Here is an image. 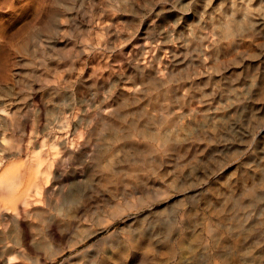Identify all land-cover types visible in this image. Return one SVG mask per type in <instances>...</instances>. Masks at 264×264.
Instances as JSON below:
<instances>
[{
	"label": "bare ground",
	"instance_id": "1",
	"mask_svg": "<svg viewBox=\"0 0 264 264\" xmlns=\"http://www.w3.org/2000/svg\"><path fill=\"white\" fill-rule=\"evenodd\" d=\"M260 3L257 0H207L206 9L202 10L203 20L192 19L188 25L194 26L189 32L160 31L155 44L150 46L149 58L143 60V70L128 84L114 90L112 98L117 99V107L110 110L112 112L106 111L104 115H108L102 117V124L96 128L98 133L108 128L114 130L118 126L116 122L124 121L119 134L121 142L130 145L137 138L145 139V148L130 149L128 154L133 159H129L128 154L124 159H111L115 146L101 144L90 157L91 165L104 184H112L113 175L122 181L121 177L129 176V183H133L141 176L145 179L143 177L159 174L151 158L153 151L178 152L182 160L175 169L185 173L188 161L198 157V150L189 151L166 129L180 127V118L185 122L187 112H194L198 120L200 105L219 111L224 120L222 124L217 123L220 125L212 132L200 130L199 139L196 137L200 143L194 147H200L201 142H211L210 149L215 143L212 150L225 147L231 156H236L243 145L250 143V155L243 163L246 168L239 179L252 177L255 181L246 186H234L235 179L219 192L209 193L214 197L205 196V201L212 202L216 211L211 213L214 216L209 224L206 217L205 230L209 231V236L196 225L198 220L191 211L192 218L184 225H179L182 219L175 225L165 217L168 206L157 209L153 217L145 214L159 198L166 201L173 197L172 186L158 191L152 186H122V191L120 186H114L120 191L111 192L114 200L108 210L98 212V207L93 211L94 206H86L88 194L77 184V163L81 154H90L89 141H77L75 134L82 132L78 126L74 127L76 117L68 113V108L55 111V107L30 100L16 109L0 107V114L7 115L0 119V249H3L0 264H264V135L263 128L258 129L259 133L254 131L257 123L264 124V114L253 118L250 131L240 130L245 137L242 145L237 139H229L236 133L232 127L235 128L234 117L240 105L248 104L253 112L264 110V4ZM195 9L197 12L203 7L197 3ZM194 12L192 14L197 15ZM171 32L175 37L166 39ZM237 65L248 72L258 71L250 75L249 80L234 82L230 75L235 74ZM56 93L59 95V91ZM150 108L158 113L152 116ZM45 114L51 116L49 119L54 116L48 125ZM129 116L132 119L128 121ZM55 119L58 128L57 123L51 127ZM148 126H153L151 133ZM67 160L66 172H58ZM65 180L72 182L68 188ZM174 187L178 192L187 189ZM209 190L214 191V187ZM120 194L122 196L118 197ZM195 209L198 211L199 207ZM258 211L257 225L249 229L243 244L238 245L240 257L237 258L244 262L240 259L241 262L236 263L234 252L225 250L227 243L240 233L252 213ZM158 212H161L159 216ZM132 214L136 216L125 229L118 228L88 245L99 231L109 229L118 219L130 218ZM121 231L125 233L122 236ZM229 232L232 236L225 235Z\"/></svg>",
	"mask_w": 264,
	"mask_h": 264
},
{
	"label": "rangeland",
	"instance_id": "2",
	"mask_svg": "<svg viewBox=\"0 0 264 264\" xmlns=\"http://www.w3.org/2000/svg\"><path fill=\"white\" fill-rule=\"evenodd\" d=\"M257 1L264 4V0ZM206 2L207 0H183L182 3H173L169 0L162 2L161 0L158 2L157 0H0V107L4 105L16 109L18 106H23L25 102L34 100L37 104L55 107V111L68 108L66 110L69 111V114L74 113L76 117V120L73 121L74 127L78 126L82 132L80 135L75 134L77 141L80 143L89 141L87 144L91 150L90 154L83 153L80 155L81 160L77 163L79 172L77 184L83 186V192L88 194L85 197L89 201L86 206H94L93 211H96L97 207L99 208L98 212L108 210L112 203L111 200H114L111 198L112 193L122 191V186L123 188L124 186H137L135 188L152 186L155 191L161 190L164 186H172L170 190H172L173 197L166 201L159 198L153 206L145 210V214H150L151 217V214L155 213L157 209L168 206L169 212L165 217L174 221L175 225L181 219L184 221L179 225H184L190 221L192 215H195L196 220H198L196 225L201 227L203 234L208 237L210 233L205 230V225L208 219V224L210 223L211 216H214L216 211L211 204L212 202L205 201V196L210 192H219L220 189L225 188L224 186H228V183L235 179L234 186H246L255 181L252 177L239 179L243 173L242 170L246 168L243 163L250 155L248 152L250 143L243 145L244 148L236 156H231L230 150L225 149V147L212 150L215 143L210 149L211 142H205V144L201 142L200 147H194V144L198 145L200 141L196 140L199 139L200 130L212 132L224 121L219 111H216L215 108L208 110L203 105L199 106L201 111L197 115L198 120H196L194 112H187L185 115L187 123L180 118V127L173 126L166 129L172 138L183 143L189 151L198 150V157L188 161L185 173L177 172L178 168L175 169L178 162L182 160L178 157V152L162 151L155 153L153 151L151 158L156 163V170L159 174L151 175L148 178L143 177L145 179H142L141 176V178L135 179L133 183H129V179H131L129 176L121 177L122 181L118 180V176L113 175V183L108 185L104 184L100 174L95 171L90 162L93 150L100 149L98 148L99 144L107 145L106 147L115 146L111 159H124L125 154H128L130 149L136 150L146 147L144 138H137L130 145L121 142L119 134L120 129L125 126L124 121L116 122L118 126L114 130L108 128L106 131L98 133L96 128L102 124V117L108 115H104L105 112H112L110 110L117 107V99L112 98L114 90L128 84L138 77L140 71L143 70L145 66L143 60L149 58L150 46L155 44L160 36V31L165 32L167 29L173 32V29H179L177 33L183 32V30L189 32L194 26L188 25L192 19L203 20L204 11L202 10L206 9ZM197 3L203 9L194 12ZM192 12L197 13V15L192 14ZM181 21L183 28L179 24ZM172 32L169 33L170 38L164 35L166 39L175 37ZM255 65L257 64L255 63ZM257 71L255 70L254 73ZM254 73L252 70L248 72V70L237 65L235 74L230 75V78L235 79L234 82H243L249 80L250 75ZM170 83L176 84L175 81H170ZM56 91H59V95ZM149 112L152 116L158 113L151 108ZM188 113L190 116L187 115ZM261 113L264 114V110L253 112L248 104L240 105L239 111L234 117L233 126L235 128L232 127L236 133H234L235 135L232 134L231 137L229 136V139H237L239 145H242L245 137L241 131H250L252 122L256 117L261 116ZM46 114L47 124L54 119V116L49 119L51 116ZM59 115L58 113L57 116ZM130 116L127 118L128 121L132 119ZM6 117V113L0 114V119ZM56 120L51 127L56 125L58 122ZM134 122L136 121L134 120ZM140 125L142 126L143 123ZM58 126L57 123L56 128ZM152 127L148 126L147 128L149 133L152 132ZM255 127V133H259L260 128H263L264 135L263 123L259 122ZM46 131L48 130H45V133H47ZM87 133L90 137L88 139ZM224 138L226 137L223 136ZM128 158L133 159L134 157L128 154ZM68 166V160L64 161L57 171L64 174ZM57 171L55 170L56 173ZM71 183L67 180L64 181L66 188L71 186ZM105 186H113V188ZM114 186H120V190L116 191ZM174 186H184L183 189H187L178 192ZM211 187H214V191L209 190ZM114 188L115 190H113ZM121 196L122 194L118 195V197ZM210 196L214 197L215 195ZM104 201L107 202L106 205ZM193 206L199 207L198 211ZM190 211L192 215H190ZM156 214L159 216L161 212ZM135 216L136 214H132L130 218L124 216L118 219L109 229L99 231V234L97 233L88 245L110 234V232H115L121 228L122 230L125 229L126 224L132 221ZM253 216L256 219H253ZM259 217V211L252 213V217L243 223L244 227L240 231L242 234L236 233L237 235H233L235 237H232L231 241L227 243L225 250L234 252L233 256L238 261L236 263L242 260L237 258L240 257L237 250L239 249L238 245L243 244L248 235L247 232L251 227L257 225ZM198 218H201L202 222ZM133 222L136 223L135 220ZM220 224L224 226L223 223ZM244 231L245 235L243 234ZM177 232L175 229V233ZM122 234L125 233L122 232L120 235L122 236ZM120 235L119 237H121ZM225 235L232 236L230 232ZM235 243L236 245H234ZM2 250L1 248L0 251ZM200 255L197 254L198 259L203 261ZM64 259L65 257L61 260Z\"/></svg>",
	"mask_w": 264,
	"mask_h": 264
}]
</instances>
